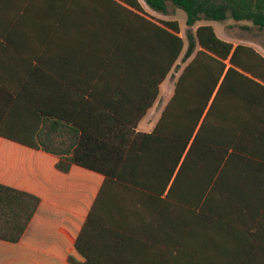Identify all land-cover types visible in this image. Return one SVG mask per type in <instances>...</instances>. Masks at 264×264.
Segmentation results:
<instances>
[{
	"label": "trees",
	"instance_id": "trees-1",
	"mask_svg": "<svg viewBox=\"0 0 264 264\" xmlns=\"http://www.w3.org/2000/svg\"><path fill=\"white\" fill-rule=\"evenodd\" d=\"M145 1L264 29V0ZM0 264H264V55L138 0H0Z\"/></svg>",
	"mask_w": 264,
	"mask_h": 264
},
{
	"label": "rangeland",
	"instance_id": "rangeland-1",
	"mask_svg": "<svg viewBox=\"0 0 264 264\" xmlns=\"http://www.w3.org/2000/svg\"><path fill=\"white\" fill-rule=\"evenodd\" d=\"M146 7L148 8L147 5ZM150 16L152 15L150 14ZM158 16L161 19H157L154 16L152 17L156 20L177 21L180 24L181 36L185 39L188 30L195 32L198 26L202 24H210L215 28L220 38L230 41L234 44H244L252 46L264 55V29L260 30L251 22H236L232 19H228L227 21L221 23L201 22L196 24L195 27L189 28L187 27L186 13L183 10L174 7H170L166 15L161 13V15ZM186 65L187 62H184L181 58L177 66L165 81V84L162 86L160 96L155 104L154 109L152 110V115H148L145 120L141 121L139 125L140 131L151 132L154 129L157 123V116L164 109V107L166 106L165 104H167L171 99L174 93L177 79L179 78Z\"/></svg>",
	"mask_w": 264,
	"mask_h": 264
},
{
	"label": "crops",
	"instance_id": "crops-1",
	"mask_svg": "<svg viewBox=\"0 0 264 264\" xmlns=\"http://www.w3.org/2000/svg\"><path fill=\"white\" fill-rule=\"evenodd\" d=\"M139 2H140V4H141V6H142V8L144 9V11L148 14V15H152V16H154L155 18H157V19H161L158 15H161V13H158V12H155V11H153V10H151L149 7L147 8L146 7V1L145 0H138ZM148 6V5H147ZM151 16V17H152ZM162 21H164V20H162ZM165 84V82L162 84V86ZM162 86H161V88H162ZM169 102V101H168ZM165 105H167V104H165ZM154 107H155V105H154ZM154 107L150 110V112L148 113V115H152V110L154 109ZM165 108V107H164ZM164 110V109H163ZM163 110L161 111V113L157 116V122H158V120H159V118H160V116H161V114H162V112H163ZM148 115L146 116V117H148ZM146 117L143 119V120H145L146 119ZM142 120V121H143Z\"/></svg>",
	"mask_w": 264,
	"mask_h": 264
}]
</instances>
